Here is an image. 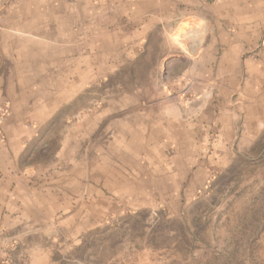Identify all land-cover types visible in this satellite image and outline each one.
<instances>
[{
    "label": "crops",
    "instance_id": "1",
    "mask_svg": "<svg viewBox=\"0 0 264 264\" xmlns=\"http://www.w3.org/2000/svg\"><path fill=\"white\" fill-rule=\"evenodd\" d=\"M56 2L65 5V0H0V6L11 4L0 27V106L9 104L0 123L5 137L0 141V258L4 246L28 243L33 254L48 259L49 241L60 231L78 238L99 227L92 220L99 199L107 206L113 197H153L163 189L176 193L177 181L207 180L211 167H230L245 150L255 151L264 136V0H215L214 16L208 18L211 40L196 47V56L170 62L176 95L155 94L152 108L134 98L122 122L106 124L111 143L128 139L133 159H98L96 121L93 129L90 125L89 158L67 156L62 141L50 161L39 163L34 155L42 128L54 127L53 119L82 91L81 62H67L65 54L67 45L81 51L87 30L66 23L75 16L28 7ZM51 53L62 60L54 55L44 61ZM163 142L190 150V157H155ZM194 149L204 159H194ZM131 201L122 205L132 207Z\"/></svg>",
    "mask_w": 264,
    "mask_h": 264
},
{
    "label": "rangeland",
    "instance_id": "2",
    "mask_svg": "<svg viewBox=\"0 0 264 264\" xmlns=\"http://www.w3.org/2000/svg\"><path fill=\"white\" fill-rule=\"evenodd\" d=\"M137 2L65 0L64 7L57 2L28 6L75 16L66 23L87 30L81 51L67 45L65 54L67 62H81V94L53 119L54 127L42 128L34 155L39 163L50 161L62 141L67 156L89 158L90 125L93 129L96 121L98 159H133L128 139L111 143L106 124L122 122L134 98L152 108L155 94L176 95L170 62L196 56V47L211 40L208 18L214 16L215 0ZM10 10L11 4L0 6V27ZM48 55L44 61L54 55L62 60L59 53ZM166 145L155 157L182 159L191 153ZM196 152L201 151L194 149V159H204ZM129 200L136 207L122 205ZM105 203L99 199V211L92 215L97 229L78 238L60 231L49 241L48 259L33 254L28 243L12 244L2 249L0 264H264V136L255 151L245 150L230 167H211L207 180H179L176 193L163 189L153 197H113Z\"/></svg>",
    "mask_w": 264,
    "mask_h": 264
},
{
    "label": "built area",
    "instance_id": "3",
    "mask_svg": "<svg viewBox=\"0 0 264 264\" xmlns=\"http://www.w3.org/2000/svg\"><path fill=\"white\" fill-rule=\"evenodd\" d=\"M9 114V104L4 102L2 106H0V123L5 119V117ZM0 141H5V137L0 131Z\"/></svg>",
    "mask_w": 264,
    "mask_h": 264
}]
</instances>
